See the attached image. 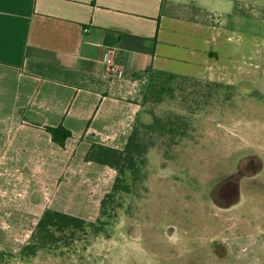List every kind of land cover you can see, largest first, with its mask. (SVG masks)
I'll use <instances>...</instances> for the list:
<instances>
[{
    "label": "crops",
    "instance_id": "0c3cea01",
    "mask_svg": "<svg viewBox=\"0 0 264 264\" xmlns=\"http://www.w3.org/2000/svg\"><path fill=\"white\" fill-rule=\"evenodd\" d=\"M258 7L264 0H0V250L21 252L48 209L96 220L117 173L85 161L91 145L125 149L152 71L242 81L238 62L257 37L241 30ZM45 126L72 137L61 147Z\"/></svg>",
    "mask_w": 264,
    "mask_h": 264
},
{
    "label": "rangeland",
    "instance_id": "374dc122",
    "mask_svg": "<svg viewBox=\"0 0 264 264\" xmlns=\"http://www.w3.org/2000/svg\"><path fill=\"white\" fill-rule=\"evenodd\" d=\"M262 13L258 7V20ZM257 21L241 30L257 37L256 52L242 46L248 51L238 62L242 81L222 84L200 109L181 97L145 107L158 116H185L188 134L176 144L155 138L144 184L117 196V207L101 218L103 232L88 230L70 247L36 256L19 251L4 264H239L242 246L264 264V23ZM207 90L204 84L189 92ZM248 167L256 177L243 179ZM225 183L241 184L239 202L227 210L229 199L215 193ZM94 216L77 217L95 222L88 219Z\"/></svg>",
    "mask_w": 264,
    "mask_h": 264
},
{
    "label": "trees",
    "instance_id": "16d2710c",
    "mask_svg": "<svg viewBox=\"0 0 264 264\" xmlns=\"http://www.w3.org/2000/svg\"><path fill=\"white\" fill-rule=\"evenodd\" d=\"M206 93L189 90L203 88ZM224 85L214 82H202L195 78L177 75L165 71H152L146 93L142 101L143 110L136 119L127 146L123 150L114 149L100 144H92L85 161L107 166L116 171V179L111 191L106 194L101 202L99 216L95 222H88L80 217L69 215L54 210H46L41 216L31 241L24 246L20 255L36 256L40 250L70 247L78 236L86 235L88 230L96 233L103 232L106 223L101 218L109 215V208L117 207V196L121 193H132L139 189L145 181L143 169L147 164L149 150L155 145V138H168L176 144L178 138H184L188 134L189 123L185 116L167 114L158 116L149 111L144 112L147 105H160L166 100H174L181 97L185 101H192V109H200L207 106L212 98L220 92ZM191 114H194L191 112ZM52 136V140L61 147L72 137V133L64 126L57 128L42 127ZM132 180L129 182L128 178ZM215 193L230 200L234 205L239 198V184L225 183L215 189ZM230 195V196H228ZM13 253L0 250V264H4Z\"/></svg>",
    "mask_w": 264,
    "mask_h": 264
},
{
    "label": "flooded vegetation",
    "instance_id": "af4514ba",
    "mask_svg": "<svg viewBox=\"0 0 264 264\" xmlns=\"http://www.w3.org/2000/svg\"><path fill=\"white\" fill-rule=\"evenodd\" d=\"M248 168H249V167H248ZM250 172H253V173L251 174ZM250 174H251V175H250ZM251 176H252V178H253V177H256V173H254V171H253L251 168H249V169H248V174H247V175H243L242 178H243V179H245V178L250 179ZM240 188H241V184L239 183V196H238L239 200H240ZM225 194H227V193H224V194L222 195L223 200H227V197H225V196H227V195H225ZM228 196H230V195H228ZM239 200H238V202H239ZM238 202H237V203H238ZM225 203H226L227 205H225V207H222L223 210L230 209L231 207H234V206L237 204V203L234 204V205L230 204V203H231L230 200L226 201ZM231 205H232V206H231ZM239 245H240V244H239ZM240 247H241V245H240ZM242 247H244V248H242L240 254H239V255L237 256V258H236V260L238 261L239 264H258V262H263V261H261V260H259V261L257 260V256H256L255 253L250 254L251 256L246 255V254H248L247 247H245V246H242ZM244 255H245V256H244ZM227 258H229V256H226V255H222V256H221V259H227Z\"/></svg>",
    "mask_w": 264,
    "mask_h": 264
}]
</instances>
